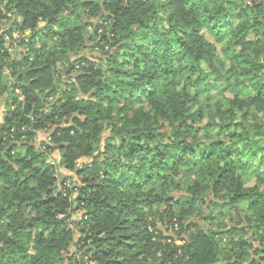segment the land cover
I'll return each mask as SVG.
<instances>
[{
  "label": "trees",
  "instance_id": "trees-1",
  "mask_svg": "<svg viewBox=\"0 0 264 264\" xmlns=\"http://www.w3.org/2000/svg\"><path fill=\"white\" fill-rule=\"evenodd\" d=\"M5 1L15 29L48 34L49 45L18 61L0 39V99L14 100L0 123V264H62L77 211L79 246L95 264H264V236L260 249L247 242L222 249L217 234L187 220L199 207L245 203L264 233V141L250 123L264 112V0ZM88 28L110 50L104 64L79 56ZM203 30L239 50L236 62L246 68H221ZM221 72L236 77L232 91L254 90L228 101L222 115L206 102L221 92L213 79ZM67 85L72 90L53 102ZM215 115L223 139L212 138ZM47 128L45 152L35 142ZM52 151L79 186L60 184L46 156ZM81 158L92 162L79 166ZM248 175L263 188H244ZM182 176L194 184L177 197ZM165 205L169 224L187 236L181 245L159 242L169 237L153 218Z\"/></svg>",
  "mask_w": 264,
  "mask_h": 264
},
{
  "label": "rangeland",
  "instance_id": "rangeland-1",
  "mask_svg": "<svg viewBox=\"0 0 264 264\" xmlns=\"http://www.w3.org/2000/svg\"><path fill=\"white\" fill-rule=\"evenodd\" d=\"M18 23L19 20H17L16 17L10 14L9 11L7 10L6 1L0 0V39H4L5 48L8 51L10 58L12 60L20 61L23 59L25 53H28L31 47H35L36 49H38L37 51L38 53L42 50L41 45L42 44L49 45V42L47 38L48 34H44V36L46 37H42L41 34L39 33L34 35L32 32H26L25 34L19 33L15 29ZM202 33L208 43L216 46L218 50V56L220 57V60L224 63V65L220 67L223 68L225 71H230L234 67L233 65L236 62V57L239 54L238 52L239 50L232 49V47L229 46L227 43H218L206 30H203ZM84 36H85V47L81 49L79 56L86 57L91 61L97 60L98 61L97 63H102L101 60H103L102 64H104L106 54L110 51L109 48L108 47L104 48L103 43L100 42L98 37L95 39L96 34H94L92 28H88V32L84 30ZM77 59H78L77 57H73V61H76ZM256 61L258 62L259 60ZM60 67L66 68L68 67V63L63 62V64ZM236 67L240 69H245L246 64L245 62L241 61L240 64L238 65V62H236ZM62 68H60V70ZM205 69H207L206 66ZM247 71L250 74L255 73V70L250 71V69H247ZM220 75L222 77H220ZM240 78L241 77H239V79ZM213 79H215L216 85L220 87L221 92H214L212 94L214 98L211 99V97H209L207 98L206 102L211 101L210 102L211 109L215 112H217V109L220 107V110H222L220 113L221 115L224 111L229 109L228 101H234L235 99H237V97H235L237 94L239 100H245L249 96L253 95V91H254L253 88L251 90L242 89L241 92H236L237 89H234L232 91L231 87L228 84L230 82H232V84L234 83V81L236 80V77L234 76L228 79L225 78L223 76V73L221 72L218 78L213 76ZM67 81H70V78L69 76L66 75L65 78L61 80V82L65 84ZM249 81H246L245 84L250 85L251 83H249ZM71 90L72 87H70L69 85L63 86L61 88V91L63 93L62 94L60 93L57 96H55L53 102L60 101L65 97L66 93H68ZM75 97L76 99H81L82 95L81 94L75 95ZM13 103L14 100L11 98L10 95H6L4 98L0 99V123L2 122V119L4 118L7 109ZM195 108H197V106H195ZM215 117H216L215 119L216 125L210 127L212 132V138L213 140H215L217 137L223 139L224 137H226V133L224 131L225 124L221 123L222 120L221 118H219L218 115H215ZM207 121L208 119L206 118L203 124H205ZM236 121H239V119H237ZM250 123L254 125L253 127H255L256 132L254 135L256 136V138H261V140L264 141V112H259L256 120L251 118ZM218 125H220V127H218ZM51 132L52 129L49 128L38 132L35 142L36 147L38 149L46 152L45 148L51 145ZM109 134L110 133L106 132L104 137L102 138L101 143L97 146V150L99 151V152L96 151L97 154L100 155V153L105 150V145ZM46 156L49 160L48 162L51 165L55 166L58 174L59 182L61 185L62 183H65L67 186L70 187V190L80 185V181L78 177L75 175V173L71 172L69 169H66L62 165L61 155L58 151H52L46 153ZM91 162L92 160L89 158H81L78 165L79 166L87 165L90 164ZM252 163L257 166L260 164V159L253 160ZM261 172H264V166L261 167ZM176 182L179 184L180 189L175 191L173 195L177 197L185 196L187 194L186 192L188 191V189L193 187L194 184V180L192 178L189 179V178H185L184 176L177 178ZM209 184H211V182H209ZM243 187L246 189H253L256 187H262V184L254 176H249L246 177L245 180L243 181ZM204 193L205 191H203V194ZM199 205H201V203L198 202L197 206ZM247 208L248 205L244 203L240 205L239 208L237 209L231 208L229 206H225L223 208L219 206L215 209L214 212L207 208L202 209L200 212L201 208L199 207V211L196 210L195 213H192L191 216L187 218V220L188 223L196 222L207 231H211L214 234H217L216 239L219 240V245L222 249L227 248L228 250H230V248L233 247L234 245L236 246V248H239L240 246H242V244L246 242L248 243L249 246H252L253 249H260L261 243H263L261 242V237L264 236V233L257 226V221H255V217H251L252 215L251 210ZM169 212H170L169 207L165 205L161 208H158V211L156 212V215L153 218L154 221L156 222L157 227L164 233L165 236L169 237L168 240L161 239L159 240V242L163 246L174 243L177 245H181L183 243L182 236H186V235H183L181 233L177 225L172 227L169 224V219H170L168 218ZM174 214H177L178 216L179 213L175 211ZM71 217L72 218L70 220V228L75 231V237L73 239L71 248L68 251L64 252L63 254L64 259L62 261V264H71L74 263V261H79V264H95L83 257L84 252H82L79 246V239L81 237V234L79 233L78 225H81L83 221V212L82 211L73 212ZM230 229L234 230V234L231 233L230 235H228L227 231H229Z\"/></svg>",
  "mask_w": 264,
  "mask_h": 264
}]
</instances>
